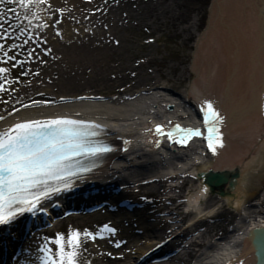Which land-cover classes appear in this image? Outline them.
Returning <instances> with one entry per match:
<instances>
[{
    "label": "bare ground",
    "instance_id": "1",
    "mask_svg": "<svg viewBox=\"0 0 264 264\" xmlns=\"http://www.w3.org/2000/svg\"><path fill=\"white\" fill-rule=\"evenodd\" d=\"M47 1L44 0L45 6H42L38 5L37 0H31L30 8L23 7L16 0L8 4V8L14 10L10 12L12 19L7 29L2 27L0 30L1 33L10 34L6 42H15L10 53L14 52L19 62L17 67L25 72L20 78L27 81L11 83L8 85L10 88L12 86L11 91L2 92L8 101L2 106L4 115L0 119V133L18 123L52 119H74L100 125L105 133L104 138L112 143L116 151L107 163L94 170L78 186V193L75 194L77 198L94 196V201L98 199L97 194L80 191L81 188L98 187L101 189L98 193L107 197L108 188L125 183H133L135 190L145 188V194H153L157 190L152 187L154 184L158 186L157 193L162 195L160 186L176 177L181 178L183 174V177H188L187 173L192 174V171L237 167L239 178L236 186L230 196L222 197L228 206L238 212L237 220L225 233L212 238L211 242L205 241L207 233L198 234L194 237L197 246H193L196 249L191 250L186 258L176 256L175 260L177 264H257L263 261L262 234L248 237L250 230L264 226V212L257 210L261 204H251L245 209L247 211L239 210L244 201L240 190L243 175L249 169L261 168L264 163V0H211L205 26L196 35L193 44L189 66L191 80L183 94L173 93V88L167 84L138 87L134 81L119 83L117 79L114 81L107 77L105 70L96 65V52L116 42L115 30L104 27L99 19L94 18L96 10L88 12L93 9L92 4H88L89 8L84 6L88 0H80L79 3L76 0L63 3L54 0L62 15L60 20H56L52 5L50 2L46 4ZM28 2L25 0V3ZM73 8L80 10L84 21L90 22L82 24L72 34L62 33L55 26L58 22H78L77 12H73ZM108 92L113 93V97L103 101L102 95ZM205 102H210L222 118L218 128L223 147L218 148L215 155L201 137L191 139L187 145H180L156 134L158 125L165 132L174 131L175 126L180 125L207 134L202 111ZM166 109L169 110L167 115L164 114ZM175 138L179 139V136ZM133 143L134 147L131 146ZM125 146L131 151H122ZM174 188L173 185L166 190L170 192ZM125 190H128L127 193L121 191L114 196L129 199L133 206L130 205L128 209L122 207V212L127 210L133 216L131 210L137 209V199L129 188ZM206 194L207 187L196 181L191 191L187 192L184 205L173 204L172 196H165L171 205L167 209L168 214L174 213L172 209L178 210L183 206L182 217L192 215L195 220H189L187 225L194 227L196 222H202L215 211V207L203 208L200 205ZM74 201H77L74 206L79 207L88 200L69 203ZM112 218L127 236L131 223ZM53 221L47 215L45 223L40 226L41 231H33L35 221L29 220L27 225L31 228L25 236L19 235L21 228L16 227L14 222L0 226V254L4 253L0 257V264L10 260L16 264L19 261L20 264H29V254L34 252L31 264H41L42 253L38 251V245L42 242V235L50 233L45 225L56 229L57 224L53 225ZM74 226L67 225L66 231H79L83 235L85 231L91 233L93 229L86 222H76ZM177 231V226L170 225L165 227V236L155 234L158 242L145 241L146 245L140 248L132 264H139L142 255L146 259L149 256L146 253L154 246L157 247L155 250L160 247L166 251L170 242L181 235ZM82 244L86 247L81 250L82 257L92 260L96 250L85 239ZM94 247L97 249L101 246L96 244ZM21 250H28L29 254L23 256L19 252ZM97 257L101 255L98 253ZM120 258L122 260L124 255H120ZM109 259L121 261L116 257Z\"/></svg>",
    "mask_w": 264,
    "mask_h": 264
},
{
    "label": "rangeland",
    "instance_id": "2",
    "mask_svg": "<svg viewBox=\"0 0 264 264\" xmlns=\"http://www.w3.org/2000/svg\"><path fill=\"white\" fill-rule=\"evenodd\" d=\"M11 1L0 0V24H3V29L8 27V22L12 17L11 13L6 14L7 11H5L10 6L8 4ZM37 1L38 5L45 6L44 0L43 2ZM57 1L63 3L66 0ZM49 2L56 15V20H60L62 15L54 5V0H48L46 4ZM79 2L80 0H76V3ZM210 3L211 0H88L84 6L89 8L88 4L93 5V9H89L88 12L93 13L96 10L97 13L94 18L99 19L104 27L113 28L117 33V40L113 45L96 52L98 53L97 57L95 54L97 67L105 70L107 77L113 78L114 81L117 79L119 83L134 81L138 87L167 84L173 88V93L183 94V90L191 80L189 66L193 44L196 35L200 34L205 26ZM72 10L77 12L78 22H74V20L58 22L55 26L62 33L71 32L72 34L74 30H79L82 24L90 22L84 21V15L80 13L79 9L73 8ZM68 13L70 14V11ZM68 13L65 14L66 17H68ZM0 37H4L0 38V45H3V49L0 50V67L9 69L0 83L4 84L7 90L5 92H10L12 86L10 88L9 84H18L21 81H27V79L20 78L25 75V72L17 67L19 62L16 60L14 52L10 53V49L15 45L14 41L6 42V38L10 37V34L0 33ZM55 38L58 39L59 36H55ZM4 52L8 53V57H15V60L7 59ZM5 60H7L6 63ZM16 87L18 88V86ZM2 92L4 91H0V117L4 115L2 106L8 101ZM102 97L104 98L103 101L109 100L110 97H113V93L108 92ZM38 104L39 102L36 105ZM188 105L190 106V104ZM167 113H169L168 109L164 114L167 115ZM208 154L209 152H207ZM200 172L192 171V174L187 173L188 177H183V174L181 178L176 177L165 182L160 186L162 195L157 193L159 189L154 184L152 187L157 190H154L153 194H145V188L135 190L132 187L135 185L133 183L129 185V191L140 201L141 207L132 211L133 216H130L127 211L122 212L123 210H121V215L126 217L124 221L131 223L128 227L130 230L127 236L117 222L112 220L113 216L103 212L96 213L92 218L82 215V218L77 220L65 219L61 224L55 226L56 229L49 230V234L42 235L43 243L40 244L55 249V245L51 241L58 235L65 236L66 234L67 237L70 234L66 231L67 225L72 224L74 226L76 222L88 223L93 228L91 233L96 236L94 240L85 239L97 253L92 257V260L86 259V256L82 257L81 254L82 264H132L133 260L137 259L140 248L146 245L145 241L150 239L153 242H158L159 239L156 238V235L165 236V227L170 225L171 227L177 226L178 231L180 228L187 229L181 237L190 236L194 239L198 234L207 233L205 241L210 240L211 242L212 238L225 233L229 226L237 220L239 215L233 207L228 206L221 197L207 189V194L200 201V205L203 208L215 207V211L212 216H208L207 219L201 220L202 222H196L194 227H190L187 225L189 220L190 222L195 220L192 215L182 217L183 206H180L178 210L172 209L174 213L168 214L167 209L171 205L165 199V196H172L171 203L184 205L187 192L191 191L196 181L202 182L197 175ZM243 177L244 181L241 183L240 190L244 195V201L239 212L247 211L245 209H248L251 204H261L257 210L264 212V163L257 170L249 169ZM173 185L175 188L168 192L169 190L166 188ZM150 202L153 204L150 205ZM147 209L150 212L145 213L148 211ZM179 219L180 221H178ZM106 225L108 228L115 229V232L107 231L108 233H106L103 228ZM186 226L188 227L185 228ZM148 228H151L149 229L151 232L148 231ZM81 238L84 240L83 235ZM174 242L172 243L173 246H175ZM117 243H119V247L116 246ZM96 244L101 246L97 248L99 251L94 247ZM82 249H86L85 244H82ZM98 253L101 255L100 258L97 257ZM120 255H124L122 260ZM128 256L129 258H127ZM112 257L121 261L114 262L109 259ZM148 259L146 258L143 264H148ZM30 262L32 261L30 260ZM166 263L170 262L164 264Z\"/></svg>",
    "mask_w": 264,
    "mask_h": 264
},
{
    "label": "snow or ice",
    "instance_id": "3",
    "mask_svg": "<svg viewBox=\"0 0 264 264\" xmlns=\"http://www.w3.org/2000/svg\"><path fill=\"white\" fill-rule=\"evenodd\" d=\"M16 2L25 8L32 6L31 0L28 3L25 0ZM2 27L3 24H0V28ZM2 49L3 45H0V50ZM4 56L15 60V57H8L7 52H4ZM8 71L9 69L0 67V79H4ZM0 91H6L3 83H0ZM202 111L207 128L204 139L207 141V148L215 155L217 149L223 147L218 128L222 118L210 102H205ZM88 127L94 126L71 119H52L18 123L0 133V226L9 225L26 213L35 215L43 199L62 190L50 182L61 181L63 187L68 188V178L77 175L70 163L74 158L97 156L110 151L106 146L85 140L86 136L96 135L94 131L81 130ZM155 132L180 145H187L191 139L203 135L199 129H185L180 125L168 132L158 125ZM177 135L179 139L175 138ZM104 230L115 232V229L107 226ZM81 236L79 231H72L67 237L58 235L51 241L55 249L47 245L40 249L41 264H82ZM83 238L94 240L96 236L85 231ZM116 246L119 247V243Z\"/></svg>",
    "mask_w": 264,
    "mask_h": 264
},
{
    "label": "water",
    "instance_id": "4",
    "mask_svg": "<svg viewBox=\"0 0 264 264\" xmlns=\"http://www.w3.org/2000/svg\"><path fill=\"white\" fill-rule=\"evenodd\" d=\"M203 180L210 192L217 194L219 197L230 196L231 192L236 186L239 172L237 167L220 169V170H207L198 175ZM262 234L264 238V226L255 227L248 232V237L252 238L256 234ZM261 262L257 264H264V256Z\"/></svg>",
    "mask_w": 264,
    "mask_h": 264
}]
</instances>
